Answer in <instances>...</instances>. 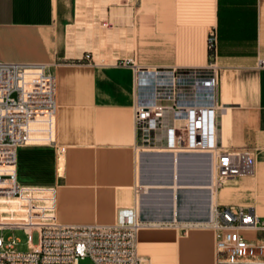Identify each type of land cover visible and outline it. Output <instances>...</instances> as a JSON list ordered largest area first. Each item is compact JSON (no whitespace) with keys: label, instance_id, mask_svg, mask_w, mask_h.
Here are the masks:
<instances>
[{"label":"crops","instance_id":"0c3cea01","mask_svg":"<svg viewBox=\"0 0 264 264\" xmlns=\"http://www.w3.org/2000/svg\"><path fill=\"white\" fill-rule=\"evenodd\" d=\"M211 32L222 69L220 138L231 150L255 155L252 175L264 196V69L258 67L264 59V0H0V62L49 68L57 82L56 140L65 148L62 176L56 147L19 148L18 182L54 188L60 222L111 225L120 208L134 204L137 177L146 174L142 158L157 155L169 163L171 177L149 184L146 199L167 208H152L145 217L164 221L142 219L143 263L218 264L212 227L168 223L150 213L172 210L176 221V195L199 204L200 195L211 192L216 207L221 192L242 193L240 184L216 190L213 179L211 189L198 188L196 177L192 188H184L182 178L175 187L169 153L143 155L137 164L135 71L124 64L132 59L148 68L204 67ZM240 201L264 198L248 195L234 202ZM178 211L179 219V202Z\"/></svg>","mask_w":264,"mask_h":264},{"label":"built area","instance_id":"2783aa9c","mask_svg":"<svg viewBox=\"0 0 264 264\" xmlns=\"http://www.w3.org/2000/svg\"><path fill=\"white\" fill-rule=\"evenodd\" d=\"M217 35L208 37L209 62L204 67L134 66L136 158L145 152L206 154L220 180L252 175L255 158L226 147L219 134L218 88L221 67ZM89 58L90 55H87ZM258 67L264 69V59ZM57 82L44 64L0 62V264H144L138 236L143 187L139 175L132 206L120 208L116 223H63L56 213L52 187L18 182V150L28 145L56 147ZM10 209H3L2 203ZM210 226L216 233L218 264H252L264 258V241L242 232H264V216L254 208L218 206ZM7 231H23L21 240ZM39 233L38 245L33 233ZM221 262V263H220Z\"/></svg>","mask_w":264,"mask_h":264},{"label":"bare ground","instance_id":"6f19581e","mask_svg":"<svg viewBox=\"0 0 264 264\" xmlns=\"http://www.w3.org/2000/svg\"><path fill=\"white\" fill-rule=\"evenodd\" d=\"M48 68V67H47ZM48 72L51 73L49 71L48 68ZM222 96V95H221ZM146 154H166V153H149V152H145V153H140L138 159L141 160L143 155ZM170 155V154H169ZM185 155H198V154H182V155H172V158L174 159V177H175V187H177V181L178 179L183 180L182 185L184 188H192L193 187V182L192 180L196 177L199 178V182L195 183L196 186H199L198 188H207V189H211L212 188V180L214 179L215 182V169L214 167L212 168V171H210V169L208 170V166L207 163H205V159L203 158H199V159H189V158H182ZM157 156V155H156ZM155 156V157H156ZM152 156H144L142 158V165H143V171H145V173L148 175V180H153V183L151 182H147V184H145V182H140V177H139V184L143 187V195L141 197V209H140V219L142 221L146 220V221H151L153 222H157V221H164L163 220H157V219H152V218H147L145 219V217H149L148 216V212L150 211V209H165L167 208L165 203H163V206H159L156 203V201H149V199L147 200L146 198V193H149L150 190V186L149 184H159L161 185L162 182H157L155 180H163L164 178H167L168 174L170 171H168L170 169V165L167 161L162 160V159H158ZM166 157V156H165ZM163 158V157H162ZM169 158V157H168ZM182 158V159H181ZM207 160H210L207 159ZM139 161V160H138ZM209 163V162H208ZM63 162L61 161V166H62ZM256 165V162H255ZM172 168V167H171ZM211 173V175L209 174ZM209 177V179H208ZM154 200V199H153ZM199 204H196L197 201H192V199H190V203L186 204L183 209L184 210H191V205L194 204L196 208H202V213L200 215H198V218H196V222L198 223H210L213 222L215 220V206L213 204V197H212V193L209 192V194L206 195H200L199 198ZM198 206V207H197ZM175 219L176 221L178 220V197L176 195L175 197ZM143 222V221H142ZM144 223V222H143ZM145 224V223H144ZM197 224V223H196ZM200 225V224H199ZM221 263V262H220ZM252 264H256V263H252Z\"/></svg>","mask_w":264,"mask_h":264},{"label":"rangeland","instance_id":"374dc122","mask_svg":"<svg viewBox=\"0 0 264 264\" xmlns=\"http://www.w3.org/2000/svg\"><path fill=\"white\" fill-rule=\"evenodd\" d=\"M27 148H52L50 146H36V145H28L26 146ZM62 155L63 153H60V151L56 148L55 149V156H56V164H57V171L59 172V175L62 176L61 173V159H62ZM253 157L255 158V155L252 154ZM198 158L201 157L203 159H205V163H207V168L208 170L210 169V171H212L213 168V164L211 159H209L210 157L206 154H198L195 155ZM256 161V159H255ZM209 162V163H208ZM23 172H25V168L22 169ZM255 170L256 169V165H255ZM211 175V173H209ZM264 175V171L260 172V176ZM169 176L171 174H168ZM257 174L254 175H248V176H242V177H237L235 179H229V180H220L217 176V174L215 175V189L219 190L221 188H224L227 185L233 184V183H239L240 188L242 193H222L219 195L220 196V200H217V205L216 207H218L219 203L220 204H228L230 206L233 207H254L256 208V210L258 211V214L261 216H264V202L260 201V202H254V203H246L243 201L240 202H234L238 199L243 200L246 198V196L248 195H253L254 199H262L264 198V196H261V190L260 188L256 187V176ZM149 177V174H143L140 177V182L142 184V182L147 181ZM171 177V176H170ZM209 179V177H208ZM27 185H31V184H27ZM264 195V194H263ZM235 199V200H234ZM231 200H233V202H231ZM186 198L185 196H183V194L180 193L179 195V207H180V215H179V219L178 221H173V219L171 218L173 216V212L172 210L169 211H162V212H154L151 211V215L153 214H161L164 218H166V220H168V223H177V224H189L190 222L195 221V216L196 215H200L203 211L202 208L198 207L196 208L194 204L191 205V210L186 213L183 211V207L187 204ZM130 206V205H129ZM205 224V223H204ZM208 224V223H206ZM246 237L251 238L252 240H257V241H264V232H250V231H245L242 232ZM6 238L9 236H16L17 238H19L21 240V244L19 245V249L22 251H26L28 249V243H27V239L28 236L23 232V231H16L15 233L7 231L5 233ZM40 241V237H39V233L36 231L33 233V242L35 245H38ZM258 264H264V258L263 259H257L256 260ZM80 264H93L92 261L90 259H85V260H81Z\"/></svg>","mask_w":264,"mask_h":264}]
</instances>
